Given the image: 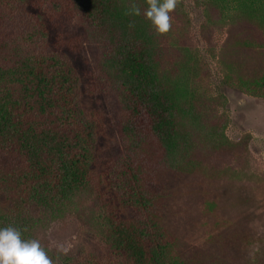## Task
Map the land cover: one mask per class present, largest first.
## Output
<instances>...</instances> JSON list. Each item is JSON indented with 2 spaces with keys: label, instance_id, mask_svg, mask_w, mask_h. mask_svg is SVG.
I'll list each match as a JSON object with an SVG mask.
<instances>
[{
  "label": "trees",
  "instance_id": "16d2710c",
  "mask_svg": "<svg viewBox=\"0 0 264 264\" xmlns=\"http://www.w3.org/2000/svg\"><path fill=\"white\" fill-rule=\"evenodd\" d=\"M132 3L0 0V226L32 239L31 209L86 200L88 240L74 257L48 251L53 264H264V207L243 186L241 212L219 221L223 179L253 158L249 139L225 134L208 61L227 27L224 85L264 99V0H195L205 61L182 0L162 35ZM192 195L211 223L203 241L177 205Z\"/></svg>",
  "mask_w": 264,
  "mask_h": 264
},
{
  "label": "rangeland",
  "instance_id": "374dc122",
  "mask_svg": "<svg viewBox=\"0 0 264 264\" xmlns=\"http://www.w3.org/2000/svg\"><path fill=\"white\" fill-rule=\"evenodd\" d=\"M182 4L189 20L188 33L193 39L191 42L199 49L201 57L205 61V52L207 53L208 50L199 34V28L203 21L202 9L195 6V0H182ZM226 30L227 27L215 30L216 57L208 60L209 66L216 81L217 91L227 100L225 108L229 124L225 134L232 142H238L241 137L249 139V150L253 160L244 170L234 168L222 181L223 185L219 191L224 192L226 199L222 203L224 204L223 213L225 212V217L222 220H225V223L219 220L221 226L234 221L235 216L241 212V208L234 202L240 186L245 188L250 198V208L264 207V99L246 96L224 85L220 62L228 39ZM236 52L237 50L234 49L233 53ZM197 199V196L192 195L186 202H184L185 199L179 200L177 205L183 210L180 215L188 221V223L184 222L195 227L193 228L195 229L194 233L204 235L199 239V241H203L205 227L207 228L211 223L205 222V217H200L203 205ZM76 202L77 206L74 204L62 208L61 213L54 214L55 217H51L43 209L47 208L45 206L31 209L29 218L22 223L25 234L32 239H38L47 253L50 251L63 256H76L81 251V245L88 240L93 226V220L90 217L93 215L92 206L86 200L76 199ZM37 215L36 222L35 216Z\"/></svg>",
  "mask_w": 264,
  "mask_h": 264
},
{
  "label": "clouds",
  "instance_id": "9594fccd",
  "mask_svg": "<svg viewBox=\"0 0 264 264\" xmlns=\"http://www.w3.org/2000/svg\"><path fill=\"white\" fill-rule=\"evenodd\" d=\"M177 6V0H146L141 8L133 0L127 14L140 16L150 21L157 35L169 32L170 13ZM0 264H53L38 239H26L22 230L12 225L0 226Z\"/></svg>",
  "mask_w": 264,
  "mask_h": 264
}]
</instances>
